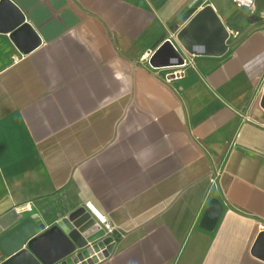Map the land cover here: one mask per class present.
Wrapping results in <instances>:
<instances>
[{
    "label": "crops",
    "instance_id": "0c3cea01",
    "mask_svg": "<svg viewBox=\"0 0 264 264\" xmlns=\"http://www.w3.org/2000/svg\"><path fill=\"white\" fill-rule=\"evenodd\" d=\"M10 2L39 44L0 29V238L90 204L115 240L94 264H264V20L230 0ZM206 5L238 33L219 56L175 39ZM168 39L169 80V53L150 61Z\"/></svg>",
    "mask_w": 264,
    "mask_h": 264
},
{
    "label": "water",
    "instance_id": "95a60500",
    "mask_svg": "<svg viewBox=\"0 0 264 264\" xmlns=\"http://www.w3.org/2000/svg\"><path fill=\"white\" fill-rule=\"evenodd\" d=\"M5 27L16 47L23 53L39 44V37L23 14L10 0H1L0 29ZM229 33L210 5L204 6L177 32L175 39L190 55L219 56L228 48ZM168 52V59L161 66H175L183 58L169 40L151 56V63ZM264 108V91L261 98ZM221 205L211 198L204 215L213 220L219 215ZM25 220L0 238L1 252L7 258L0 264H94L113 251L114 238L106 234L85 206H79L60 218L53 226L36 237L30 238L41 222ZM56 251L50 254L49 251ZM253 252L264 257V230L255 242Z\"/></svg>",
    "mask_w": 264,
    "mask_h": 264
},
{
    "label": "built area",
    "instance_id": "2783aa9c",
    "mask_svg": "<svg viewBox=\"0 0 264 264\" xmlns=\"http://www.w3.org/2000/svg\"><path fill=\"white\" fill-rule=\"evenodd\" d=\"M230 1L236 7L247 11L251 16H257L258 18L264 20V6L259 7L257 5V1L258 0H250V2H249V0H230ZM262 1H264V0H262ZM228 33H229V38L228 39H231L232 35L235 37L238 34L236 32L232 33V31H229V30H228ZM185 62H186V60L183 59V63L182 64L175 65V66H169L170 70L165 73L166 79L169 80L171 77H176L177 75H179L180 72H181L180 66L184 65ZM87 208L90 210L91 214L95 217L96 221L105 230L106 234H109V233H111L113 231V225L107 220V218H106V216L104 214H101L98 210H96L90 204H87Z\"/></svg>",
    "mask_w": 264,
    "mask_h": 264
},
{
    "label": "snow or ice",
    "instance_id": "6c2138e0",
    "mask_svg": "<svg viewBox=\"0 0 264 264\" xmlns=\"http://www.w3.org/2000/svg\"><path fill=\"white\" fill-rule=\"evenodd\" d=\"M249 2H250V0H249Z\"/></svg>",
    "mask_w": 264,
    "mask_h": 264
}]
</instances>
